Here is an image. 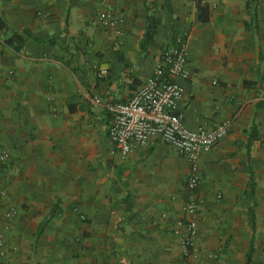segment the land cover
<instances>
[{"label":"crops","instance_id":"obj_1","mask_svg":"<svg viewBox=\"0 0 264 264\" xmlns=\"http://www.w3.org/2000/svg\"><path fill=\"white\" fill-rule=\"evenodd\" d=\"M202 3L204 24L193 0H0V264H174L187 200L190 264H264V0ZM146 7L159 23L140 53ZM105 9L117 46L95 21ZM13 31L29 36L17 49L4 43ZM176 34L190 73L182 125L229 123L199 158L194 193L172 147L121 157L106 133L104 104L126 101Z\"/></svg>","mask_w":264,"mask_h":264},{"label":"built area","instance_id":"obj_2","mask_svg":"<svg viewBox=\"0 0 264 264\" xmlns=\"http://www.w3.org/2000/svg\"><path fill=\"white\" fill-rule=\"evenodd\" d=\"M95 21L104 31L113 35V43L117 46L121 33L117 30L119 20L114 13L109 9L102 10L96 14ZM182 37L183 35L176 34L172 37V42L161 49L151 75L126 101L106 103L104 108L109 115L106 133L112 152L125 157L143 149L150 141L166 144L186 159L188 166L184 189L194 193L198 187V160L226 135L229 123L224 121L209 129L200 126L194 130L182 125L178 104L183 88L179 82L190 76ZM103 74V70L98 71L99 77ZM91 102L98 105L99 99L93 98ZM5 159L6 155L1 154L0 162ZM196 208L193 200H187L183 205L184 215L191 218L176 223L179 257L174 264H190L196 235ZM13 213V209H8L6 217ZM4 256L5 243L0 236V259Z\"/></svg>","mask_w":264,"mask_h":264},{"label":"trees","instance_id":"obj_3","mask_svg":"<svg viewBox=\"0 0 264 264\" xmlns=\"http://www.w3.org/2000/svg\"><path fill=\"white\" fill-rule=\"evenodd\" d=\"M194 8L196 12V22L204 24L208 21L210 17L209 6L206 3H202V0H193ZM257 0H245L246 10L249 8V5ZM166 12L169 13V6L166 4ZM144 30L142 37L138 43V49L140 53H145L146 49L154 42L156 35V28L158 26V20L153 16L152 13H149V8H145V21H144ZM1 26V23H0ZM29 36L26 31H13L11 35L4 41V43L14 49L20 48L24 41L28 39ZM182 39H185L184 35ZM31 40L37 43L49 42L51 43L52 38H32ZM172 42V38H171ZM250 191L252 190V183L249 184ZM251 249V248H250ZM251 252V250L248 251ZM248 256V255H247ZM246 262L248 259L246 258Z\"/></svg>","mask_w":264,"mask_h":264}]
</instances>
